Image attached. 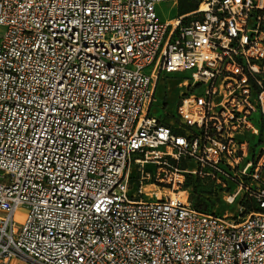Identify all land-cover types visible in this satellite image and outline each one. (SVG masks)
Returning a JSON list of instances; mask_svg holds the SVG:
<instances>
[{
    "label": "built area",
    "instance_id": "1",
    "mask_svg": "<svg viewBox=\"0 0 264 264\" xmlns=\"http://www.w3.org/2000/svg\"><path fill=\"white\" fill-rule=\"evenodd\" d=\"M165 2L0 0V264H264V0ZM188 174L257 208L198 209Z\"/></svg>",
    "mask_w": 264,
    "mask_h": 264
},
{
    "label": "rangeland",
    "instance_id": "2",
    "mask_svg": "<svg viewBox=\"0 0 264 264\" xmlns=\"http://www.w3.org/2000/svg\"><path fill=\"white\" fill-rule=\"evenodd\" d=\"M193 3H198L200 0H190ZM158 15L161 21L166 22L171 19L176 18L179 15L178 7L172 3H162L157 6ZM2 28L0 27V33ZM189 76V72L162 75L157 84L156 89V100L159 102L166 101V108H164L167 115H165V120H171V111L176 110V106L179 101V96L182 92V88L179 83ZM163 109L160 105L153 106L152 111L156 115L162 114ZM262 139L264 144V131L262 133ZM150 167L154 168V164H149ZM180 167H184L183 161L179 163ZM153 172L154 170H150ZM232 176V175H231ZM228 175H199V174H188L186 175V181L184 184V190L188 192L189 197L193 201H203L206 204V209L209 212H214L217 214H228L238 216L241 206L245 208L244 214L247 210H250L253 206V202L248 199L239 200V197L235 199L234 202L230 203L227 198L229 193L232 191L229 183L230 179ZM135 178H132V186L135 185ZM133 188V187H132ZM164 191L171 192L170 188H166ZM31 264V263H29Z\"/></svg>",
    "mask_w": 264,
    "mask_h": 264
},
{
    "label": "trees",
    "instance_id": "3",
    "mask_svg": "<svg viewBox=\"0 0 264 264\" xmlns=\"http://www.w3.org/2000/svg\"><path fill=\"white\" fill-rule=\"evenodd\" d=\"M198 4H199V2L198 3H193L190 0H179V2H178V12H179V15L196 9L197 6H198ZM244 199H248V198H244ZM191 201H192L193 205L196 208L201 209V210H204V211H207V210H205L206 209V204H204L203 201H200V200L193 201L192 199H191ZM256 208L257 207H256L255 203L253 202V206L251 207L250 210L256 209ZM250 210H247V212L250 211Z\"/></svg>",
    "mask_w": 264,
    "mask_h": 264
},
{
    "label": "crops",
    "instance_id": "4",
    "mask_svg": "<svg viewBox=\"0 0 264 264\" xmlns=\"http://www.w3.org/2000/svg\"><path fill=\"white\" fill-rule=\"evenodd\" d=\"M178 2H179V0H177V2L175 3V4H173L174 6L176 5L177 7H178ZM193 11V10H192ZM189 12H191V11H189ZM189 12H186V13H189ZM186 13H183V14H186ZM181 15V14H180ZM263 131H264V129H263Z\"/></svg>",
    "mask_w": 264,
    "mask_h": 264
}]
</instances>
